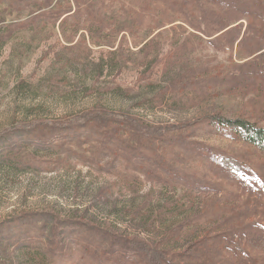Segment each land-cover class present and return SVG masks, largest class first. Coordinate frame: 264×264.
<instances>
[{"label": "rangeland", "instance_id": "1", "mask_svg": "<svg viewBox=\"0 0 264 264\" xmlns=\"http://www.w3.org/2000/svg\"><path fill=\"white\" fill-rule=\"evenodd\" d=\"M241 121L264 0H0V264H264Z\"/></svg>", "mask_w": 264, "mask_h": 264}, {"label": "trees", "instance_id": "2", "mask_svg": "<svg viewBox=\"0 0 264 264\" xmlns=\"http://www.w3.org/2000/svg\"><path fill=\"white\" fill-rule=\"evenodd\" d=\"M98 113V112H96ZM216 122L217 126H222L225 127L226 124L222 123V119L219 116L213 117ZM127 122L133 127L135 128V130L142 132V127H144V125L138 123L137 121H134L133 119H127ZM232 126H234L237 130V132H240L241 134L244 135V137L246 138L247 141L252 142V143H256L259 146H262L264 148V130L260 131L259 129H257L254 126H250L249 124L244 123L243 121H241L240 123H231ZM161 128H147L145 129L144 132H146L147 134H155L157 133V131H161ZM127 242V241H126ZM140 250L146 254V256H148L149 258L153 259L152 260V264H158L157 262V255L154 252V249H152L151 247H149L146 243H141L140 245ZM155 260V261H154Z\"/></svg>", "mask_w": 264, "mask_h": 264}]
</instances>
